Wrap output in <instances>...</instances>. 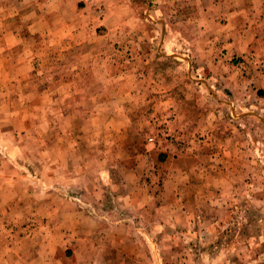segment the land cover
Wrapping results in <instances>:
<instances>
[{
  "label": "rangeland",
  "instance_id": "1",
  "mask_svg": "<svg viewBox=\"0 0 264 264\" xmlns=\"http://www.w3.org/2000/svg\"><path fill=\"white\" fill-rule=\"evenodd\" d=\"M223 3L0 0V264H264V5Z\"/></svg>",
  "mask_w": 264,
  "mask_h": 264
},
{
  "label": "crops",
  "instance_id": "2",
  "mask_svg": "<svg viewBox=\"0 0 264 264\" xmlns=\"http://www.w3.org/2000/svg\"><path fill=\"white\" fill-rule=\"evenodd\" d=\"M224 3L222 4L223 7L227 8V13L225 14L226 16H228V20L230 22V24L232 25V27L234 26V28H237V22L239 20H241V22H244L246 21V17H249L250 14H253L251 12V6H254L256 8V10L258 11L260 8H263L261 6L264 5V0H223ZM246 7H249V11L246 9ZM34 17L36 18H32V15L31 14H27V15H24V21L28 24H31V27L33 28L34 26H36L37 24L39 23H43L44 19L41 18V16H36L35 14H33ZM210 17H213L211 22L214 23V26H216L218 24V27L219 28V32H218V36H215V32L212 28L211 30V33H210V44L212 42V46H210L211 50H208L207 53L208 55L210 56V58L213 56V54L215 52H218V50L220 49V47L222 46H219L216 48V45L219 44L220 42L222 41H226L228 40V42H230V38L229 37H233L234 40H237L238 37H235L237 36L238 34H240L239 32H237V30L235 29V31L231 34H226V32L224 31V29L221 27L222 25L217 22L215 23V17L210 15ZM211 19V18H210ZM209 25H210V22H209ZM227 26V25H226ZM209 31V29L207 30ZM211 36H212V40H211ZM233 45L236 44V41L234 43H232ZM228 46L229 43H228ZM217 58H219V55L216 54L215 55ZM224 59L221 57L220 58V61H218V63H221L223 62ZM2 68V63H0V69ZM2 74L1 70H0V75ZM11 99V97L8 99V97H6L5 100L3 101H0V104H5L6 102L8 103H11L9 100ZM15 101V99L13 100ZM11 131H9L8 133H10ZM16 134V133H14ZM2 175H0V184L2 182ZM8 181H10L8 179ZM0 197H2V192H1V186H0ZM4 197H8L7 194H4ZM16 200V198H15Z\"/></svg>",
  "mask_w": 264,
  "mask_h": 264
}]
</instances>
